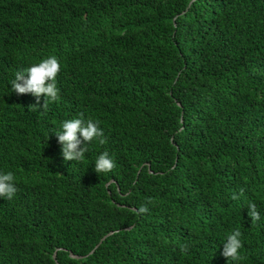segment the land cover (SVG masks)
I'll use <instances>...</instances> for the list:
<instances>
[{
	"label": "trees",
	"instance_id": "16d2710c",
	"mask_svg": "<svg viewBox=\"0 0 264 264\" xmlns=\"http://www.w3.org/2000/svg\"><path fill=\"white\" fill-rule=\"evenodd\" d=\"M50 56L59 99L30 111L10 82ZM80 114L106 143L65 161L54 131ZM8 171L0 264H264V0H0Z\"/></svg>",
	"mask_w": 264,
	"mask_h": 264
},
{
	"label": "clouds",
	"instance_id": "9594fccd",
	"mask_svg": "<svg viewBox=\"0 0 264 264\" xmlns=\"http://www.w3.org/2000/svg\"><path fill=\"white\" fill-rule=\"evenodd\" d=\"M60 69L61 65L57 57L50 56L45 58L37 64L17 71L15 78L10 82L11 91L17 95L30 94L35 97L36 103L29 105L30 111L38 109L41 96H43L42 107L47 109L50 102H55L59 99L56 78ZM99 124L98 120L85 119L83 114H80L78 118L63 121L60 130L54 131V133L58 143L61 145L62 156L65 161L82 162L85 158V153L88 151V145L92 141L96 140L101 145L106 143L104 132ZM94 165V171L98 175L107 174L116 167L115 161L108 151L98 155ZM17 191L13 172H0V198L11 200ZM242 194L243 190H241ZM232 199L237 200L239 196L233 193ZM151 202V200L148 201V203ZM247 209V214L254 225L260 219L256 204L250 202L247 205ZM137 212L138 214L147 213V205H141ZM241 236V231L236 229L226 237L221 255L228 262H239L244 259L240 254V249L243 247ZM179 250L182 254H185L187 245H180Z\"/></svg>",
	"mask_w": 264,
	"mask_h": 264
},
{
	"label": "water",
	"instance_id": "95a60500",
	"mask_svg": "<svg viewBox=\"0 0 264 264\" xmlns=\"http://www.w3.org/2000/svg\"><path fill=\"white\" fill-rule=\"evenodd\" d=\"M191 3V2H190ZM107 235H105L102 239H101V241H100V243L105 239V237H106ZM99 245V244H98ZM98 245L95 247V248H97L98 247ZM94 250H92L91 252H93ZM70 255L72 256V257H81V256H79V255H76V254H74V253H70ZM54 258H56V252L54 253Z\"/></svg>",
	"mask_w": 264,
	"mask_h": 264
}]
</instances>
